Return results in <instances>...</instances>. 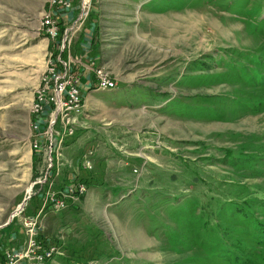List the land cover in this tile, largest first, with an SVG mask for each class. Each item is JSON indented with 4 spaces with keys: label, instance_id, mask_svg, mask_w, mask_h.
Wrapping results in <instances>:
<instances>
[{
    "label": "rangeland",
    "instance_id": "1",
    "mask_svg": "<svg viewBox=\"0 0 264 264\" xmlns=\"http://www.w3.org/2000/svg\"><path fill=\"white\" fill-rule=\"evenodd\" d=\"M54 2L0 0V247L10 229L25 241L52 181L83 192L37 217L61 249L46 264H264V0H90L61 52L84 106L46 181L32 105L60 50L41 27ZM92 60L117 85L86 89ZM233 199L252 221L222 208Z\"/></svg>",
    "mask_w": 264,
    "mask_h": 264
},
{
    "label": "built area",
    "instance_id": "2",
    "mask_svg": "<svg viewBox=\"0 0 264 264\" xmlns=\"http://www.w3.org/2000/svg\"><path fill=\"white\" fill-rule=\"evenodd\" d=\"M54 17L45 18L44 12L41 16V27L44 33L51 39H56L59 35V24L55 16L56 11L61 8L64 12H70L74 8L73 0H55ZM91 6L90 0H80L79 10L76 18L73 20L83 22L89 12ZM72 27L69 25L64 28V34L60 42L59 54L52 56L51 66L46 69V84L40 85L39 93L36 95L33 102L32 115L33 123L32 130L34 132V147L41 148L45 143L50 149L48 153V166L45 171L44 180L47 181L50 175L58 172L55 163L51 161V144L59 140L60 136L73 135L80 119L78 111L84 106L83 93L79 86L81 85L80 76L74 73L72 59L70 55L66 58L61 56L62 50L67 46L65 39ZM68 47V46H67ZM91 67L96 74V87H101L107 84H117V81L111 77L106 70L96 68L92 60ZM48 111L45 113V111ZM64 111V119L58 121L57 112ZM43 120L44 123L39 122ZM84 157V164L91 168L90 161ZM53 182L50 181L48 188L45 189V196L42 200L40 209L37 215L29 216L25 224L26 239L18 248H12L5 253L4 260L0 264H43L48 253H51L54 248H60L55 241L44 240L40 238L37 229V217L43 212L45 204H51L54 210H59L66 205L67 197H72L76 192L81 190V183L76 186L68 185L65 190H56L52 187ZM41 191V190H40ZM23 209V208H22ZM63 253V251H62Z\"/></svg>",
    "mask_w": 264,
    "mask_h": 264
},
{
    "label": "crops",
    "instance_id": "3",
    "mask_svg": "<svg viewBox=\"0 0 264 264\" xmlns=\"http://www.w3.org/2000/svg\"><path fill=\"white\" fill-rule=\"evenodd\" d=\"M78 6H79V4H76L75 3V5H74V8H73V10L72 11H70V12H64L63 11V9H61V8H59L57 11H56V13H55V16H56V18H57V20H58V22L59 21H61V22H63L64 23V25H65V28H67L71 23H73V20L76 18L75 16H76V14H77V12H78V10H75L76 8H78ZM85 40V39H84ZM84 40L83 41H78V43L80 44V46L78 45V43H77V41H76V43L74 44V48H73V50H74V52L76 51H78L79 52V48H81V50H82V53H83V51H84V53H86V50H85V46H84V44H85V42H84ZM83 54H80L79 53V56L77 55V56H75V57H77V58H81V59H83V60H88V59H84L86 56H84V58L83 57H81ZM80 65V64H79ZM81 65H83L84 66V68H87V66H86V63H84V62H82L81 63ZM84 73H83V78H82V82H83V85H85L86 86V89H89V87L90 86H88V85H90L89 83H90V74L87 72L86 73V71L84 70L83 71ZM95 81H93V83H94ZM91 89V88H90ZM74 177V176H73ZM6 238H5V243H6V247L5 246H2V247H0L1 249V251H2V253L0 252V261H2V260H4V258H5V253L7 252V250H9V249H12V248H18V247H20L21 245H22V243L23 242H19V240H18V236H16V234H15V232H14V230L13 229H10V231H8V234L5 236ZM5 243H3V244H5Z\"/></svg>",
    "mask_w": 264,
    "mask_h": 264
},
{
    "label": "trees",
    "instance_id": "4",
    "mask_svg": "<svg viewBox=\"0 0 264 264\" xmlns=\"http://www.w3.org/2000/svg\"><path fill=\"white\" fill-rule=\"evenodd\" d=\"M58 24H59V35H58V37L55 39V43L56 44H59L60 43V41H61V38H62V35H63V31H64V28H65V25H64V23L63 22H61V21H59L58 22ZM43 34L45 35V33L43 32ZM59 52V51H58ZM62 54H63V52H62ZM95 84H92L90 87H89V89L90 88H93V87H96V85L94 86ZM48 111L46 110L45 111V113H47ZM39 122H42V123H44V121L41 119ZM35 150H34V152H33V159L34 160H36V159H38V157H39V151H40V149H38L37 147H35L34 148ZM229 153L228 154H230V150L228 151ZM239 155V154H238ZM233 157L234 158H237L236 156H234L233 155ZM34 163H35V161H34ZM61 187H63V186H61ZM254 200H260V199H257V198H253ZM251 202V200L249 201V203ZM40 204H41V201L39 202V208H40ZM225 204H227L226 206H225ZM229 206V207H228ZM225 208V209H228L229 211L230 210H232V208L234 207L236 210H237V212H238V214H240L241 215V217H242V219L240 220L241 222H243V223H247L248 221H252L253 219H254V213L252 212V211H250L249 210V205H247V203H245V199H233V200H231V201H228V202H224L223 204H222V208ZM237 212H235L236 214H237ZM13 220H11L10 221V224H12L13 222H12ZM256 227H259V228H263L261 231L264 233V225H256ZM225 231V230H224ZM223 231V234L221 235V236H219L220 238V241H222V243L224 244L223 245V247L224 248H229L228 246H227V244L228 245H230L231 244V242H230V240H231V238H230V240H229V232L226 230L225 232ZM15 234H16V231H15ZM212 242V238L211 239H208L207 240V243H211ZM222 247V246H221ZM1 249V248H0ZM0 252L2 253V251L0 250Z\"/></svg>",
    "mask_w": 264,
    "mask_h": 264
},
{
    "label": "bare ground",
    "instance_id": "5",
    "mask_svg": "<svg viewBox=\"0 0 264 264\" xmlns=\"http://www.w3.org/2000/svg\"><path fill=\"white\" fill-rule=\"evenodd\" d=\"M47 18H50L49 16L47 17ZM50 66H51V64H50ZM42 82H43V84L42 85H45L46 84V76L43 78V80H42ZM109 85H117V84H107V85H104V86H101L100 88H102V87H107V86H109ZM38 93H39V91H38ZM37 93V94H38ZM32 108H33V106H32ZM83 108V107H82ZM82 108H80L79 109V111H78V113H81V109ZM59 117H60V120H65L64 119V111H62V112H57V119H58V121H59ZM74 134H75V132H74ZM73 134V135H74ZM63 136H67V135H63ZM68 136H71V135H68ZM61 137V136H60ZM62 138V137H61ZM54 147V142L51 144V146H50V148H51V150H52V148ZM51 161H52V154H51ZM81 190H82V188H81ZM52 204V203H51ZM47 204H45V206H46ZM66 206V205H65ZM64 207V206H63ZM62 207V208H63ZM62 208H60V209H62ZM59 250H61L60 248H54V250L51 252V253H48V255H47V257H46V259L44 260V263L43 264H46V262H48V261H50V260H53V258H54V256H56L57 254H59Z\"/></svg>",
    "mask_w": 264,
    "mask_h": 264
}]
</instances>
